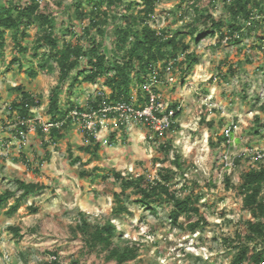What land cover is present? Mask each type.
<instances>
[{
  "label": "rangeland",
  "instance_id": "374dc122",
  "mask_svg": "<svg viewBox=\"0 0 264 264\" xmlns=\"http://www.w3.org/2000/svg\"><path fill=\"white\" fill-rule=\"evenodd\" d=\"M77 1L42 2V7L49 3L47 10L52 11L58 23L76 26L75 34H66L67 39L73 41L83 36L75 16ZM131 1L125 0L124 4ZM207 1L202 0L204 4ZM178 4L179 0L159 1L154 27L173 28L185 23L181 21L174 25L165 15ZM220 9L213 7V15H219ZM113 12L118 11L114 9ZM161 12L164 15L161 16ZM105 27L108 32L104 37V49L110 56L114 48V24ZM28 34L23 42L27 47L24 54L16 49L10 30L5 31L4 46L0 48V193L11 190L17 197L20 193L18 179L43 182L47 187L24 200L14 213L8 212L15 201L13 197L3 207L0 264H46L56 257L62 264H72L77 259L80 264H117L107 260L104 253L85 251L84 240L74 228L81 212L90 215L91 223L112 219L121 232V241L139 242V256L124 264H235L236 248L226 239L245 232L247 221L253 219L242 204V174L257 164L250 152L254 149L264 152V42L259 40L260 33L243 36L237 43L222 40L219 34L200 41L186 34L185 41L190 43L189 51L196 53L197 63L184 70L174 65L177 80L170 83L163 73L153 87L161 95V102L181 107L174 129L157 137L141 122L132 121L125 132L121 131L120 124L111 122L99 127L95 134L101 141L96 154L81 149L91 137L79 122L65 129V136L56 142L50 141L47 132L43 140L37 129L33 130L27 134L28 139L22 146L17 142L15 131L7 130L19 116L15 109L11 112L17 115H10L9 109L19 96L17 85L39 100V107L33 109L35 115L29 116L28 125L39 128L42 123L52 122L48 113L49 96L59 82V70L53 60L52 71L39 69V57L46 54V49H34L38 34L36 24L29 27ZM15 57L19 60L12 64ZM184 57L180 53L179 59ZM170 62L174 64L173 59ZM157 65L163 67L164 64L158 62ZM32 66L37 70L35 75L28 69ZM148 74L142 76L144 82L148 81ZM143 83L134 81L131 84L129 101L137 106L147 97ZM103 85V80L92 85L77 84L73 90L63 92L62 107L70 108L68 102L71 101L79 103L83 110L91 108L89 99L93 101L99 93L110 96L111 89L105 85L106 88H102ZM257 118L261 119L260 124L256 123ZM208 123H214V128ZM227 131L229 144L219 142V136ZM114 132L118 141L111 140ZM44 141L49 143L48 150ZM170 141L173 144L166 158L160 145ZM5 142L8 149L1 145ZM47 152H50L49 160L46 159ZM176 155L182 157L184 170L173 162ZM77 157L81 160L74 162ZM96 166L100 168L97 175L80 177V171ZM160 168L176 171L172 188L179 196L199 197L196 204L200 214H194L190 219L182 215L178 225L170 219L171 203L165 201L157 205L154 213L136 202L134 194L125 199L129 213H113V194L121 188V180L117 179L115 171H122L124 175L145 174L153 180L158 177ZM32 203L38 207L36 212L30 210ZM200 216L204 217V222L195 231L191 230L189 223ZM13 225H20L21 237L11 230ZM253 247L259 249L260 245L253 243L251 249Z\"/></svg>",
  "mask_w": 264,
  "mask_h": 264
},
{
  "label": "trees",
  "instance_id": "16d2710c",
  "mask_svg": "<svg viewBox=\"0 0 264 264\" xmlns=\"http://www.w3.org/2000/svg\"><path fill=\"white\" fill-rule=\"evenodd\" d=\"M43 1H0V48L4 46L5 31L10 30L14 36L16 49L24 54L27 47L23 42L29 36L28 29L31 25H37L38 34L34 49L36 51L46 49V54L39 57V69L52 71L54 64L51 60H53L59 70V82L51 89L48 105L52 122H63L62 125L52 127L48 133L51 137L50 141L55 142L63 138L64 130L74 123V119L69 116L71 109L83 110L78 103L71 101L68 102L70 108L62 107L63 92L73 90L77 84H95L103 80L104 85L111 89L110 96L105 97L108 102L129 101L132 82L143 83L142 76L150 71L152 64L163 62L165 67L173 59L174 65L184 70L197 63L196 53L189 51L190 43L185 41L186 34H190L196 41L219 34L222 40L227 39V42L237 43L243 36L252 37L254 33H260L259 40H262L261 43L264 42V0H208L205 4L202 0H179V4L165 15L174 25L181 21L185 23L179 27L164 26L159 29L154 27L153 22L157 21L156 8L161 0H133L127 4H124L125 0H78L75 16L83 36L80 35L76 41L66 37L69 32L71 35L77 32L76 26L58 23L52 11L47 10V7H50L49 3L45 4L47 7H42ZM185 2L188 3L184 6ZM216 6L221 8L217 16L212 13L213 7ZM114 9L118 12L114 13ZM119 12L123 14L120 15ZM160 14L164 15L163 12ZM121 19L122 21H117ZM113 24L114 48L109 56L104 49V37L108 32V27L105 26ZM97 35L101 38L98 39ZM36 51L33 53L34 56L38 54ZM180 53L184 54L183 59H179ZM18 60L19 57H15L11 63L14 64ZM230 68L232 69V65ZM21 69H24L23 65ZM28 69L31 75L37 74L33 66ZM17 90L20 93L9 105L10 115L18 114L25 119L34 116L33 109L39 107V100L21 85H17ZM102 98V95H96L93 101L89 99L88 102L90 106L98 108ZM174 107L177 108V104ZM13 109L17 114L11 112ZM260 122L261 119L257 118L256 123L260 124ZM208 124L213 125V128L215 126L214 123ZM17 126L14 130L8 131L17 133L28 130V124ZM120 127L121 131L125 132L127 126L120 125ZM174 127L175 123L169 131ZM37 131L44 140L46 134L42 127H37ZM116 135L117 133H112L111 140H117ZM89 137H91L90 142L81 146V149L85 153L96 154L101 141L97 140V135L93 134ZM229 140L225 132L219 136V142L229 144ZM172 144L173 141L160 145V150L165 152L166 158L169 157ZM43 145L47 146L48 150L49 143L44 141ZM70 155H73L71 151ZM49 158L50 152H47L46 159ZM80 160L81 157H77L74 162ZM173 160L177 168L184 170L180 155H176ZM255 162L257 164L254 167L242 174L240 185L243 208L250 211L253 219L247 221L245 232H238L234 238L226 239L228 244H233L236 248L235 264H264V157L256 159ZM99 170L97 166L91 170H82L80 177L91 178ZM114 174L121 180L120 191H115L113 194L115 199L113 213L116 215L130 212L125 199L131 198L132 194L136 197V202L154 213L157 212V205L165 201L171 203L173 208L170 219L178 225L182 215L190 219L194 214H200V207L196 204V200H199L198 196L196 199L192 195L182 198L172 188L176 176L173 168H160L158 177L153 180H149L145 174L124 175L122 171H115ZM17 184L20 190L17 197L11 190L0 193V215L3 207L12 197L15 201L9 207V213L16 212L24 200L38 195L47 187L43 182H27L22 179H18ZM37 209L34 203L30 205L31 211L36 212ZM89 217L90 215L81 212L79 221L74 227L76 233L84 240L86 252L104 253L107 260L115 261L117 264H124L139 256V242L121 241V232L112 219L91 223ZM203 222L204 217L200 216L188 226L195 231ZM11 230L21 237L20 225H13ZM123 242L125 245H122ZM253 243L260 245V248L251 249ZM46 264L62 263L56 257ZM72 264H80V260L77 259Z\"/></svg>",
  "mask_w": 264,
  "mask_h": 264
},
{
  "label": "built area",
  "instance_id": "2783aa9c",
  "mask_svg": "<svg viewBox=\"0 0 264 264\" xmlns=\"http://www.w3.org/2000/svg\"><path fill=\"white\" fill-rule=\"evenodd\" d=\"M158 63H154L150 67L149 79L142 85L145 89L147 97L142 105H135L130 101L118 100L115 102H108L102 95V101L99 103L98 108L90 107L87 110H80L74 108L70 111L69 116L74 119V122H79L84 125L85 130L90 135H95L98 132L99 127H103L111 122L115 125H129L133 122H141L148 129L153 131L157 137L164 136L171 126L176 122L177 112L181 111V107L175 108L169 103L161 102V95L153 87L160 81L162 76V70H164L165 77L168 82H175L177 76L174 72V64L169 62L165 67H158ZM15 124L9 125L7 130H14L19 124H29L30 120L18 116ZM14 119V120H16ZM63 122H48L42 123L40 126L44 132L49 133L50 129L54 126L62 125ZM35 126L32 128L28 125V130L17 131V142L22 146L28 139L27 134L33 130H36ZM2 129L0 128V131ZM228 134V131H227ZM230 142V140H229ZM2 147L9 148L8 143H2ZM5 153V152H3ZM253 159H263L264 152L257 149L250 152Z\"/></svg>",
  "mask_w": 264,
  "mask_h": 264
},
{
  "label": "crops",
  "instance_id": "0c3cea01",
  "mask_svg": "<svg viewBox=\"0 0 264 264\" xmlns=\"http://www.w3.org/2000/svg\"><path fill=\"white\" fill-rule=\"evenodd\" d=\"M83 84H86V83H83ZM92 85V84H91ZM102 88H106L104 85H103V87ZM90 96V95H89ZM75 103H77V102H75ZM79 104V103H78ZM112 124V123H111Z\"/></svg>",
  "mask_w": 264,
  "mask_h": 264
}]
</instances>
